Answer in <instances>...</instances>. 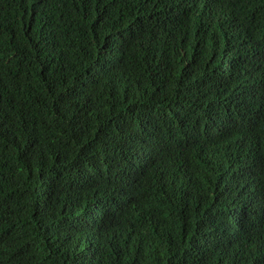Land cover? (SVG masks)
Returning a JSON list of instances; mask_svg holds the SVG:
<instances>
[{"label":"trees","instance_id":"obj_1","mask_svg":"<svg viewBox=\"0 0 264 264\" xmlns=\"http://www.w3.org/2000/svg\"><path fill=\"white\" fill-rule=\"evenodd\" d=\"M0 264H264V0H0Z\"/></svg>","mask_w":264,"mask_h":264}]
</instances>
